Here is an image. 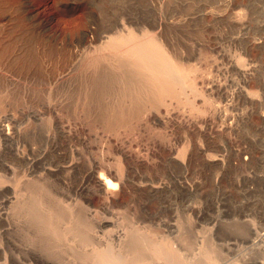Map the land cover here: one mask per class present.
Masks as SVG:
<instances>
[{
  "label": "rangeland",
  "instance_id": "374dc122",
  "mask_svg": "<svg viewBox=\"0 0 264 264\" xmlns=\"http://www.w3.org/2000/svg\"><path fill=\"white\" fill-rule=\"evenodd\" d=\"M128 25L195 70L120 127ZM0 103V264H264V0H0Z\"/></svg>",
  "mask_w": 264,
  "mask_h": 264
},
{
  "label": "bare ground",
  "instance_id": "6f19581e",
  "mask_svg": "<svg viewBox=\"0 0 264 264\" xmlns=\"http://www.w3.org/2000/svg\"><path fill=\"white\" fill-rule=\"evenodd\" d=\"M128 26H130V25H128ZM143 28H145V27H143ZM148 30H150V29H148ZM148 30L139 29V32H138L136 29H134L131 26L130 27L125 26L123 29L119 30L117 33H114L113 35L109 36L108 41L105 44L106 49L107 48L110 49L111 53L115 52V55H116V56L114 55L115 58H117V56H118V62H119L118 65H119L120 69L126 68V67L134 68V73H136V75H134L133 77H135V79L138 81V83H142V85H140L139 87H136L137 86L136 85L135 86L136 88L131 86L130 83L129 84L125 83V86H127V84L130 86H127V87L123 86L124 88L120 89V91L115 90L118 92L119 104L114 108L111 105H109V106L107 105V107H105L104 112H110L111 115L114 116V117H112V118H114V121H116L117 123H122V125H119L120 127L123 126V118H124L123 114H126V112L130 113V111H131L132 115L135 114V112H137L139 110V108L141 107L139 102H141V103H143V102L146 103L149 101H156V102L163 101L164 102L163 98L167 95L171 96L172 94L173 95L177 94L176 96L178 97V93L180 94V92H181L179 86L181 87V86H185V85H187V86L192 85V84H187V82H188L187 80H188V77H190L192 75V74H189V72H190V70L193 69L192 66L195 64H191L192 66H189L186 64V62H181L178 59L176 60V58H173L172 54L166 50V48H165L166 46H164V44L160 40V38L156 34L152 33L151 31H148ZM103 48H104V46H103ZM108 53H109V51H108ZM109 55H107V56H109ZM102 56L105 57L106 55H102ZM111 57H113V56H111ZM102 59H103V57H102ZM99 62L100 61H98V60H96L95 62L93 60V63H96L97 65L99 64ZM196 67L200 68L198 65ZM193 70H195V69H193ZM124 71L125 70H123V72ZM128 71H129V69H128ZM123 72H121V73H123ZM197 72H198V70H197ZM125 73L126 72H124V74ZM128 73H130V72H128ZM136 80H134V81H136ZM190 83H194V82H190ZM195 83H196V80H195ZM95 86H92V89H91V87H90V89H87L85 92L86 95H88V96L99 95V94L103 95V94H106L107 91H110V87L108 90V87L104 88V87H95ZM194 87H196V86H194ZM192 89H195V88H192ZM199 93H201V92H199ZM182 94H183V92H182ZM101 95H99V96H101ZM126 98L130 99V105L132 104V107L130 106L131 108L127 107L128 102L124 101V100H127ZM193 102H194V100H193ZM125 103H127V105ZM2 105H3V103H2ZM193 105L195 106L198 104L192 103V106ZM0 106H1V103H0ZM102 107H103V105H102ZM140 110H139V112H140ZM201 110L203 111L202 108H201ZM194 111L197 112V109H195ZM198 111H200V110H198ZM198 113H200V112H198ZM127 116H128V114H127ZM130 119L132 120V118H130ZM127 125H128V123H127ZM0 130L2 131V135H5V127L3 124H0ZM1 140L2 139L0 138V142H1ZM1 143H0V149H1ZM100 178L102 180V184L104 185V187L107 188V190L108 189L110 190L112 184H114L113 181L110 179H106L104 176H101ZM49 220H48V223H49ZM53 226L54 225H52V227ZM154 243L152 242L153 246H151V247H153V248L155 247L156 249L154 248L153 250H156L157 252H159V251H162L164 249L163 245H162V247L161 246H154ZM157 243H155V244L158 245ZM161 243L162 242H159L160 245H161ZM106 252H110V253H101L100 255H98L102 263H104V264H119V258H121V257L118 256L119 257L118 258L113 253H111L112 251H106ZM208 252H210V251H208ZM96 253H98V252H96ZM165 253H166V251H165ZM119 254H121V253H119ZM175 254H177V253H175ZM210 256H209V258H210ZM123 258H125V257H123ZM174 258H176V257H174ZM174 258H172V259L175 260ZM172 259L170 258V260H172ZM133 260H136V259H133ZM164 260H166V257L164 258ZM173 260L171 261L172 263L170 262L168 264H175L176 260H175V262ZM137 263H139V262H137ZM127 264H129V263H127Z\"/></svg>",
  "mask_w": 264,
  "mask_h": 264
}]
</instances>
